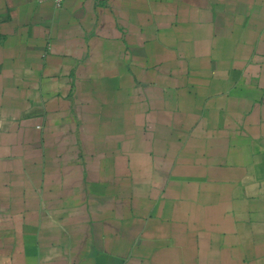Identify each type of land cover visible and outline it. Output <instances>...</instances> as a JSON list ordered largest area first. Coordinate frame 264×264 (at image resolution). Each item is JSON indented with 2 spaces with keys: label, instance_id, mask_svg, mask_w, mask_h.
<instances>
[{
  "label": "crops",
  "instance_id": "0c3cea01",
  "mask_svg": "<svg viewBox=\"0 0 264 264\" xmlns=\"http://www.w3.org/2000/svg\"><path fill=\"white\" fill-rule=\"evenodd\" d=\"M0 264H264V0H0Z\"/></svg>",
  "mask_w": 264,
  "mask_h": 264
},
{
  "label": "built area",
  "instance_id": "2783aa9c",
  "mask_svg": "<svg viewBox=\"0 0 264 264\" xmlns=\"http://www.w3.org/2000/svg\"><path fill=\"white\" fill-rule=\"evenodd\" d=\"M52 1L56 6H61L64 0H50Z\"/></svg>",
  "mask_w": 264,
  "mask_h": 264
}]
</instances>
